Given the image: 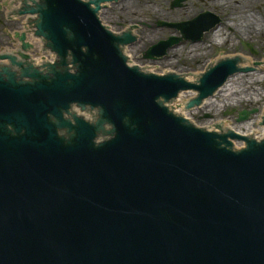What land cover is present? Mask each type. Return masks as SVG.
I'll return each instance as SVG.
<instances>
[{
	"label": "water",
	"instance_id": "obj_1",
	"mask_svg": "<svg viewBox=\"0 0 264 264\" xmlns=\"http://www.w3.org/2000/svg\"><path fill=\"white\" fill-rule=\"evenodd\" d=\"M74 5L47 0L38 28L64 67L71 51L76 75H0V264H264V140L202 130L169 107L196 94L177 96L184 90L199 91L191 105L213 97L236 64L215 66L200 85L187 83L196 74L145 75ZM73 105L99 110L98 123L66 120ZM101 133L112 137L97 144Z\"/></svg>",
	"mask_w": 264,
	"mask_h": 264
},
{
	"label": "flooded vegetation",
	"instance_id": "obj_2",
	"mask_svg": "<svg viewBox=\"0 0 264 264\" xmlns=\"http://www.w3.org/2000/svg\"><path fill=\"white\" fill-rule=\"evenodd\" d=\"M44 1L0 0V56L8 54L18 64L0 62L2 78L7 79L8 73L14 72L16 81H22L23 70L35 66L41 69L46 55L59 61L57 55H48L46 38L38 37ZM77 1L89 15L97 14L101 24L119 38L116 45L123 53L144 54L157 43L170 41L169 52L187 51L188 55L200 48V56L192 60L198 67L225 59L252 63L253 72L251 69L249 73H256L258 66L264 67V0ZM35 3L39 6V17H29L25 12L29 7L35 8ZM74 3L75 0H70L73 10ZM152 37L156 41L150 42ZM126 38L133 41L127 42ZM211 50L217 52L215 56H208ZM23 55L29 58L23 61ZM24 63L25 69H19ZM44 75L45 71L41 76Z\"/></svg>",
	"mask_w": 264,
	"mask_h": 264
},
{
	"label": "rangeland",
	"instance_id": "obj_3",
	"mask_svg": "<svg viewBox=\"0 0 264 264\" xmlns=\"http://www.w3.org/2000/svg\"><path fill=\"white\" fill-rule=\"evenodd\" d=\"M177 53V54H176ZM172 51L168 56L163 57L162 60H168L170 63L169 67H159L154 74H160V70H174L180 71L182 73H196L197 79L201 76L200 72L204 69L203 66L195 65L197 59H195L192 63L193 59H189L186 63L182 64L185 56L188 53L187 51L176 52ZM216 51H210L208 56H215ZM136 62H149L143 59V56L136 55ZM152 62V61H151ZM149 62V63H151ZM258 75H237L235 79L230 80V84L227 86L226 90H223L221 95L216 99H212L210 102L213 105L212 108L208 110H196L191 111L187 109L190 117L194 124L199 128H209L211 131H218L215 125L220 123H225L227 125H231L234 127H239L237 124V119L239 118V112L241 111H256V115H252L249 119V124L253 123L254 132L251 133L254 137L259 138L261 140L262 132H260V121L262 120V116L264 115V69H258ZM197 112V113H196ZM196 113V115H194ZM248 123V122H247ZM258 136H257V135Z\"/></svg>",
	"mask_w": 264,
	"mask_h": 264
},
{
	"label": "bare ground",
	"instance_id": "obj_4",
	"mask_svg": "<svg viewBox=\"0 0 264 264\" xmlns=\"http://www.w3.org/2000/svg\"><path fill=\"white\" fill-rule=\"evenodd\" d=\"M151 39L152 40H150V42L151 41L152 42L156 41V38L155 37H152ZM126 52H127L128 56H130L133 59V63H132L131 66H136L139 69L141 68L147 74L155 73L157 71V68H159V67L161 68V67H166L167 66V67L170 68V63H169L168 60H161V61L151 62V63L145 62V64H144L142 62L139 63V62H136L135 61V56L136 55H134V53H132L130 51L129 52L126 51ZM176 52H183V51H180L179 50V51H175V53ZM190 53L191 54H188V55L185 56L182 64L186 63V61H188L189 59H196L197 57H199L200 56L199 53H201V49L200 48L193 49V52H190ZM168 54H170V53H168ZM189 56H191V57L189 58ZM247 64L250 65V62H247ZM203 71L204 70H202V72ZM160 72H162L161 75H165V76H168L167 74H173V73H178V74H180L182 76H190V75L196 74V73H182L180 71H174V70L172 71V70H165V69L160 70ZM196 78H197V74L195 75L194 78L191 79V82H194V80ZM228 83L230 84V81ZM222 91H221V93H222ZM196 96H197V94H195V95L194 94H184V95H182V98H181V100H180L179 103L174 104L173 106H169V107H170L171 110H173L176 107L177 108L178 115H184L185 117L188 118V120H192V118L190 117L189 112H187V108H186L185 105L187 103H189L191 100H194L196 98ZM210 108H212L211 111L214 110L213 109V105L211 103H209L204 110L206 111V110H208ZM196 113L194 115H196ZM220 125L225 126L226 131L235 130L236 133H241L242 135L249 137L250 136V133H253L254 132V125L255 124H253V123H250L249 124V122H248V123L239 124V127H234V126H231L230 124L227 125L225 123H220ZM212 128H215V127H212ZM260 130H261L260 132H262V135H264V129L261 128Z\"/></svg>",
	"mask_w": 264,
	"mask_h": 264
}]
</instances>
